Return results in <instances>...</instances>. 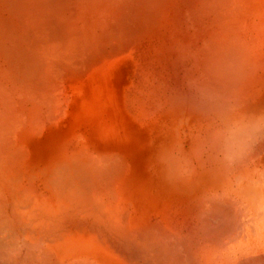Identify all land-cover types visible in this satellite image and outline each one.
Returning a JSON list of instances; mask_svg holds the SVG:
<instances>
[{"label":"bare ground","instance_id":"bare-ground-1","mask_svg":"<svg viewBox=\"0 0 264 264\" xmlns=\"http://www.w3.org/2000/svg\"><path fill=\"white\" fill-rule=\"evenodd\" d=\"M0 264H264V0H0Z\"/></svg>","mask_w":264,"mask_h":264},{"label":"rangeland","instance_id":"rangeland-1","mask_svg":"<svg viewBox=\"0 0 264 264\" xmlns=\"http://www.w3.org/2000/svg\"><path fill=\"white\" fill-rule=\"evenodd\" d=\"M116 72L118 79L120 80L122 79L121 81H125V78L129 77V67L127 65H122V67H118ZM116 84L117 81L115 80V85ZM87 97H89L90 99L93 97V90L91 91L89 85H87V87L84 90V96H81V98L77 100L78 106L76 107V110L79 107L81 111H77V113L74 114L78 116H76L75 118L72 117L74 121L73 124L69 126V128L82 126L83 128L88 129L93 139L97 138L100 140H105L108 137L109 131L107 132V129L109 128H110L109 130L113 129L118 133H121L127 129V124L125 122L126 116L124 117V115H128L126 111L123 110L124 113L122 114V111H118L115 108V104H113L112 102L110 103V106L107 109L106 102L108 101V99L105 98V96H101L99 94V108H100L99 111L101 115L99 116L94 115L93 114L94 98L92 104V99L90 100ZM82 102H84V104L86 105V106L84 105L85 107H82L83 105ZM61 133L63 132L60 131V134Z\"/></svg>","mask_w":264,"mask_h":264}]
</instances>
